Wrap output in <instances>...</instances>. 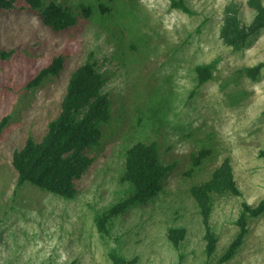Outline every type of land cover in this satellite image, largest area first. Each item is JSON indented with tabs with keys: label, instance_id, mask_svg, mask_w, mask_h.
<instances>
[{
	"label": "rangeland",
	"instance_id": "obj_1",
	"mask_svg": "<svg viewBox=\"0 0 264 264\" xmlns=\"http://www.w3.org/2000/svg\"><path fill=\"white\" fill-rule=\"evenodd\" d=\"M229 1L186 0L194 11L188 14L171 8L170 0H61L108 3L112 13L97 11L61 32L45 26L23 0L0 10V121L9 116L0 131V264H114L111 248L137 264H264V215L250 222L237 254L218 262L236 233L240 204L255 205L264 196V66L256 76L243 71L264 63V29L232 49L220 36ZM234 1L250 20L246 0ZM90 53L105 69L112 114L75 197L16 187L14 149L28 133L43 131L71 72ZM57 54L65 60L61 75L22 89ZM212 60V77L196 88L195 65ZM139 140L156 141L171 168L161 191L102 235L95 217L116 200L124 151ZM203 148L210 155L190 172L191 156ZM225 157L241 195L214 201L210 224L218 240L208 259L189 189ZM171 228L185 230L177 246L167 239Z\"/></svg>",
	"mask_w": 264,
	"mask_h": 264
},
{
	"label": "trees",
	"instance_id": "obj_2",
	"mask_svg": "<svg viewBox=\"0 0 264 264\" xmlns=\"http://www.w3.org/2000/svg\"><path fill=\"white\" fill-rule=\"evenodd\" d=\"M30 12L53 32L68 31L77 27L81 21L91 19L99 11L100 15H111L110 5L104 2L64 5L61 0H23ZM15 0H0V10L12 7ZM252 11V18L245 21L238 3L229 1L224 10L220 36L234 50H240L249 35L264 29V1L246 0ZM170 7L192 14L186 0H170ZM123 10V9H122ZM98 13V14H99ZM121 13V12H120ZM116 16V13H113ZM118 15V14H117ZM137 49V48H136ZM64 56L57 54L52 60L24 84L23 88H33L45 78H58L64 71ZM216 60L195 65V87L198 88L212 77ZM103 64L90 53L77 66L67 79L55 115L49 119L38 135L28 133L20 147L14 149L11 166L16 187L31 184L44 192L54 193L63 198H74L78 180L89 171L93 157L90 150L99 146L103 132L102 126L110 121L111 99L105 88L106 73ZM264 63L245 68L244 72L256 76ZM9 116L0 121V131ZM209 148H203L191 156L190 172L199 167L210 155ZM171 165L166 164L159 153L156 141H137L124 151V165L117 178L118 196L114 203L95 217L98 231L108 233L114 220L122 217L129 209L149 201L161 191L164 179ZM202 223L205 227V253L209 259L215 254L218 240L210 224V214L215 200L220 197L240 196L230 159L225 157L213 168L208 179L194 184L189 189ZM264 215V196L257 204L242 202L235 219L236 233L224 248L219 263L233 258L241 248L249 232L252 220ZM185 230L168 229L167 239L177 246L184 239ZM114 264H137L136 260L124 256L115 248L108 252Z\"/></svg>",
	"mask_w": 264,
	"mask_h": 264
}]
</instances>
